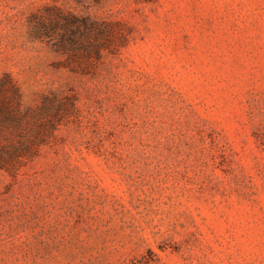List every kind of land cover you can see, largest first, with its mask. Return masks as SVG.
<instances>
[{
  "label": "rangeland",
  "instance_id": "1",
  "mask_svg": "<svg viewBox=\"0 0 264 264\" xmlns=\"http://www.w3.org/2000/svg\"><path fill=\"white\" fill-rule=\"evenodd\" d=\"M6 75L59 122L0 264H264V0H0Z\"/></svg>",
  "mask_w": 264,
  "mask_h": 264
},
{
  "label": "trees",
  "instance_id": "2",
  "mask_svg": "<svg viewBox=\"0 0 264 264\" xmlns=\"http://www.w3.org/2000/svg\"><path fill=\"white\" fill-rule=\"evenodd\" d=\"M39 38H49L57 51H66L63 40L57 41L51 35L36 32ZM103 45L93 48L100 58ZM47 105L36 112L23 110L22 94L9 75L0 80V170L16 172L25 160L33 159L40 148L56 130L58 114L51 116Z\"/></svg>",
  "mask_w": 264,
  "mask_h": 264
}]
</instances>
